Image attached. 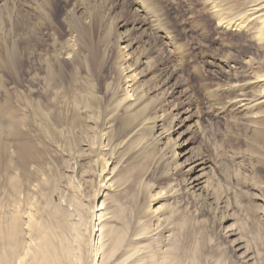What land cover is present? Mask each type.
<instances>
[{"label":"rangeland","instance_id":"1","mask_svg":"<svg viewBox=\"0 0 264 264\" xmlns=\"http://www.w3.org/2000/svg\"><path fill=\"white\" fill-rule=\"evenodd\" d=\"M39 1L0 0L2 224L13 212L49 229L83 223L103 203L109 226L127 223L158 264H264V100L252 84L264 74V41L219 30L208 0H151L181 58L160 43L147 52L158 66L135 83L140 105L129 107L117 81V38L137 20L126 13L131 2ZM213 1L224 21L251 5ZM141 34L129 35L132 62L145 50ZM185 107L197 124L189 147L210 163L196 193L173 156ZM73 251L72 264H95L86 243Z\"/></svg>","mask_w":264,"mask_h":264},{"label":"bare ground","instance_id":"2","mask_svg":"<svg viewBox=\"0 0 264 264\" xmlns=\"http://www.w3.org/2000/svg\"><path fill=\"white\" fill-rule=\"evenodd\" d=\"M124 1L131 2V7H129L130 9L128 8V10H126L127 15H135L137 20L135 19L136 21H132L128 25L125 22L120 21V19H116L114 22L117 24L116 28H124L126 25L128 26V28H125V30L119 32L117 38V48L120 51L119 56L122 62L118 69L117 81L120 87L119 89H121V91L124 93L123 96L126 97L125 100L132 102L128 106L137 107L140 105L141 97H138L135 94L133 86L138 81V79H140V77H145L147 75L149 76L150 73L154 71L155 66H158L156 62H151L148 60V57H145L146 53L149 51H155L157 49V44L160 43L166 47L170 57L174 61H178L181 58V49L177 44L176 36L173 34V32L168 30L159 15L154 14L152 11L151 0ZM249 1V4L251 5H249V7L247 6L248 8L246 11H243L240 16L238 15L239 17L235 20L233 19L235 16L232 17L234 21H224L222 19L223 13L221 10H219V6L216 1L208 0L209 6L207 7H210L208 8L210 9L208 12H211L213 15L214 20L217 22L216 27H218L219 30L226 31L229 28H233V30L236 29L238 31H242L246 33L250 42L259 45L264 41V0ZM49 4H51L50 1ZM113 6H118L117 1ZM91 16L92 15H90V17ZM67 17L68 15L65 16L64 19ZM74 21L75 20H73V22ZM133 31L142 32V38L146 39L144 40V52L140 53L138 56H135L134 62L131 61L132 53L130 50L133 48L134 51L135 45L129 36L130 32ZM216 31L218 30L216 29ZM148 39H151L153 43H149ZM12 55L13 53L7 54L8 57L6 60L8 61L6 64L8 67L13 69L14 63H12V60H14V56L13 59H11ZM250 60L251 59H248V61ZM252 84L258 85L262 88L263 92L262 94L260 93V97L262 100H264V74L254 77ZM172 85H174V83ZM175 88L176 85L174 86V89ZM238 88L239 87L237 86L236 89ZM252 100L255 99L253 98ZM258 103H261V100ZM254 104L255 103H253V105ZM245 105L246 104L244 103L240 106ZM249 109L251 108L249 107ZM194 113L195 112H193V110L189 107L182 109L177 120L176 129L173 130L176 131L173 133V135L177 136L173 144V156L179 161L177 164V169L184 176L183 179L185 185L187 186V190L192 193H196L197 191H200L202 187H204L206 182V170H208L210 164L205 156L196 150H193L192 147H189L192 144L190 140V134L197 130L195 128L197 124L195 125L194 122ZM15 132L17 133V131ZM102 204L103 203L100 205V209L94 210L91 218L89 220H85L83 223H80V221L76 222V220L73 222L72 219V222L64 219L60 222H56L55 228L51 229L47 228L46 226H42L41 223H32L30 217L27 219V222L24 223L23 217H21L18 213H9V217L7 216L5 218V222L3 224L0 221V264H72L73 250L75 249V251H79V249L84 246L85 243L88 245L89 255H93L95 257V261L93 260L95 264H132L133 260H135V263L138 264H158L154 261H151V257H147L145 255V249L143 248L141 241L142 235L138 233L127 232L129 229L127 223L124 230L122 228L118 229L109 226L106 218H104L105 216L102 213V211L106 210H103ZM96 229L100 231L97 235L94 232ZM137 244L140 246L136 247L135 245ZM163 258L165 259V257Z\"/></svg>","mask_w":264,"mask_h":264}]
</instances>
